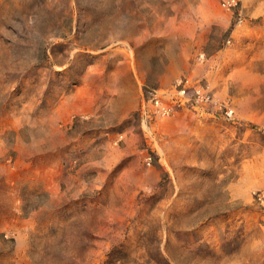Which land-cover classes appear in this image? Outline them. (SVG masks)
<instances>
[{"label":"rangeland","instance_id":"374dc122","mask_svg":"<svg viewBox=\"0 0 264 264\" xmlns=\"http://www.w3.org/2000/svg\"><path fill=\"white\" fill-rule=\"evenodd\" d=\"M224 1L0 0V264H264V0ZM180 79L213 101L156 116Z\"/></svg>","mask_w":264,"mask_h":264},{"label":"built area","instance_id":"2783aa9c","mask_svg":"<svg viewBox=\"0 0 264 264\" xmlns=\"http://www.w3.org/2000/svg\"><path fill=\"white\" fill-rule=\"evenodd\" d=\"M236 6V0L224 1V7L228 9ZM204 57V55H200V60ZM175 88L177 91L172 96V101L166 100L159 90H148L146 102L148 106L153 109V113L156 116L170 117L173 116L180 108L198 107L202 104L213 101V95L209 90L207 91V88L193 85L190 79H180L177 81ZM190 91H192L191 95ZM146 161L149 165H151L153 159L149 156L146 158Z\"/></svg>","mask_w":264,"mask_h":264}]
</instances>
